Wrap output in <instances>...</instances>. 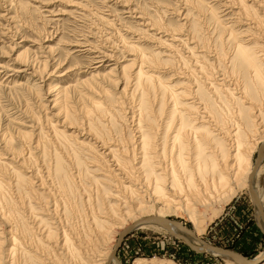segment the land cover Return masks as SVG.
Segmentation results:
<instances>
[{"label": "rangeland", "instance_id": "1", "mask_svg": "<svg viewBox=\"0 0 264 264\" xmlns=\"http://www.w3.org/2000/svg\"><path fill=\"white\" fill-rule=\"evenodd\" d=\"M238 1L0 0V129L9 122L14 128L23 125L29 134L25 139L13 135L10 140L8 152L14 163L0 160L6 167L0 168V208L9 220L13 216L14 226L25 231L24 238L17 233L18 241L11 244L8 235L0 236V264H55L56 260L70 264L64 251L52 243L53 257L47 260L39 256L44 253L30 249L29 241L41 240L44 234L32 231L38 221L31 215L49 223L53 237L64 232L82 241H96L99 252L113 251L126 229L120 230L119 222L103 235L106 227L97 233L95 224L98 221L103 227L108 222L105 191L113 192L114 183H98L101 178L93 172L92 153L79 142L96 147L102 140L118 141L121 147H130L133 139L144 134L168 161L174 157L172 178L157 172L162 193L175 178L188 194L196 193L202 183H217L227 165L225 155L238 157L243 170L253 168L257 143L264 136V61L256 58L261 55L258 46H264V0ZM240 7L243 16L251 15V32L249 22L240 21ZM239 47L244 50L238 51ZM24 64L27 74L12 78L9 70ZM110 69H114L112 75H108ZM31 71L35 72L32 77ZM27 81L29 86L37 84L40 92L8 91ZM221 81L224 88L218 86ZM189 91L210 103L202 105L196 98V104H191L185 96ZM57 99L64 106L62 111L54 103ZM249 103L262 110L251 109ZM195 114L205 117L206 125H198ZM168 138L177 139L174 152L170 147L163 152L165 142L171 145ZM58 159L66 175H71L69 196L57 193L58 182L50 175ZM108 160L112 163V158ZM219 160L224 166L216 163ZM261 169L253 184L264 194V166ZM13 174L21 185V180H31L30 187L15 188ZM41 180L49 182L52 195L39 202L32 183ZM248 188L231 197L222 191L215 205L192 207L195 221L179 206L178 215L168 213L165 218L192 233L199 226L205 245L259 264L264 262V232ZM19 199L24 205H18ZM262 205L264 209V195ZM121 210L119 215L124 214ZM77 245L70 238L71 252H79ZM115 260L116 264L236 261L194 252L184 241L152 230L128 232ZM74 264L87 261L79 255Z\"/></svg>", "mask_w": 264, "mask_h": 264}, {"label": "bare ground", "instance_id": "2", "mask_svg": "<svg viewBox=\"0 0 264 264\" xmlns=\"http://www.w3.org/2000/svg\"><path fill=\"white\" fill-rule=\"evenodd\" d=\"M238 1V0H237ZM244 1V0H241ZM239 3V1H238ZM242 8H239V15L241 17V20L248 21L247 23V31L251 32V27H252V18L251 15H242ZM243 18V19H242ZM248 36H252L253 33L247 34ZM252 40V39H251ZM179 41V40H178ZM187 41V40H186ZM244 50L242 47L238 48V51ZM240 53V52H239ZM261 53V55H258L256 58H260L261 60L264 61V46H258V54ZM241 55V53H240ZM153 62V60H152ZM155 62V61H154ZM25 65V64H24ZM157 65V64H156ZM154 66V63H153ZM0 68H3L0 66ZM5 68V67H4ZM28 65L22 67H17L14 69L9 70V72H12L14 76H22L27 74L28 72ZM30 74V77L32 75H35L33 71ZM114 73V69H110L108 75H112ZM29 74V73H28ZM259 72L257 73V76H259ZM94 77H97L95 75ZM41 80V79H40ZM182 80H185L184 78ZM31 82V81H30ZM31 83L27 81V83L18 84L16 87L14 86L13 89L8 88V91H15V90H20V91H27L28 93L32 92L33 93H38L40 92V87H38L37 84H34L32 86H29ZM181 85H186L181 83ZM220 88H224L225 82L221 81V84L218 85ZM5 88V87H4ZM182 88V87H180ZM7 91V90H6ZM12 93V92H11ZM15 93V92H14ZM18 93V92H16ZM61 93H64V91H61ZM226 94H229V90H226ZM50 94V93H49ZM241 94V93H240ZM187 97V100H191V104H196L193 102V99L198 98L195 94L192 93V91L187 92L185 95ZM198 100L202 103V105H206L210 103V100L206 97L205 99H199ZM252 103H255L254 101H251ZM55 105H57L59 108L61 106L62 111V102H58V99L54 102ZM199 103V102H198ZM252 103H249L250 106L252 107L251 109H254L256 105H253ZM64 104V102H63ZM190 105V103L188 104ZM193 107V106H192ZM257 107V106H256ZM261 107V106H260ZM259 108V107H257ZM262 110L261 108L257 109V111ZM194 112L198 113L196 108H194ZM1 113V112H0ZM196 116V122L198 125H206L205 117H200L198 114H195ZM260 115V114H259ZM257 115V117H259ZM261 120V118H258ZM7 121V120H6ZM5 121V123H6ZM12 121V120H11ZM263 121L258 124L260 127H262ZM12 123H7L5 127L0 129V145H3V148L1 149L4 153L0 154V160H5L3 158H6L9 160V162L14 163V156L9 154L8 148L10 145V140L12 139L13 135L25 139L29 138V134L25 132L24 126L20 125L18 127L20 128H14L11 126ZM4 125V124H3ZM2 125V126H3ZM264 127V126H263ZM152 129V128H151ZM261 130V129H260ZM264 132V131H263ZM143 138L141 136H138L137 139H133V146L131 145L130 147H121L118 141H107V140H102L99 146L94 147L93 144L89 143H84V142H79L78 145L80 147H83L84 149L89 150L92 153V163L94 166V173H100V180L98 183L101 185H106L108 186L109 182L114 183V191L111 192V190L107 189V197L108 199L107 203L108 208H107V221L108 222H103L104 226L102 227V224L100 222H96L95 224V231L98 233V229L101 227L102 229L106 227V231L103 232L102 234H109L111 233L112 229L114 228V225L118 224L119 222L121 223L120 230H124V232H130L131 230H152L156 232H161V233H166L169 234L173 237H176L185 243H188L190 245L196 246L197 252H206L209 253L212 256H222L223 259L227 258L229 260L234 259L231 258L230 256L219 253L212 248H210L207 245L203 243L202 240H200V234L202 233V228L201 227H196L195 232L192 233L176 222H172L170 220H166L165 216L168 213H176L177 211H186V213L191 217V219L194 220L195 218V211L192 207L196 206L197 208H203L205 206H210L215 205L217 202L215 200L216 196L218 193L225 191L226 196L231 197L233 196L237 191H239L242 188H251V192L253 197L256 199L259 207L263 208L262 205V198H263V192L259 193L257 189L255 188L253 184V180L261 174L262 167L264 166V158L260 161L258 164L257 168L254 171L253 176L252 171L253 168H248L247 170H243L242 163H240L238 157H232L225 155L224 159L227 161V165L225 166L224 170L222 171V174L219 176V181L216 182H211V183H202L203 186L197 189L196 193L194 194L187 193L186 187H181L183 183L178 182V180L175 178L173 184H169L165 186V190L162 189L161 186L159 185V176H157V172H161V174L165 175V177H173V160L174 157L171 156V159L168 161L166 157H164L161 153H159L158 146H152L147 142V136L144 134ZM168 136V135H167ZM171 142V145H166L167 143L165 142V147L163 149V152L166 151L170 147V152H174L176 148V141L171 140L168 138V143ZM139 142V143H138ZM235 144V143H233ZM35 145V144H34ZM38 145V144H37ZM259 149L262 145H264V136L261 137V140L257 143ZM39 146V145H38ZM1 147V146H0ZM35 147V146H34ZM98 148V149H97ZM233 148V147H232ZM231 148V149H232ZM12 150V149H11ZM235 150V149H233ZM14 151V150H13ZM12 151V152H13ZM239 150H237V153ZM138 152V153H137ZM137 154L140 156L137 157ZM10 156V159H8ZM108 158H112V163L109 164ZM191 158H188V161H190ZM17 160V158L15 159ZM141 162H140V161ZM234 161L232 165L229 164L230 161ZM223 162V160H219V162H216L218 165ZM20 163V162H19ZM22 163V162H21ZM4 163L0 162V168L5 167L3 165ZM24 164V163H23ZM225 164V163H224ZM223 163H221L219 166H224ZM7 165V164H6ZM22 165V164H21ZM6 168V167H5ZM50 171V170H49ZM52 173L50 174L51 177L53 176L54 180H57L58 183L57 185V193H59L60 196H69V184L67 182L68 180H71V175H66L65 168L63 162L58 159L55 163L54 170H51ZM10 176V175H9ZM250 176H252V184H250ZM15 178L16 185L14 186L17 189H22V185L27 184V189L29 184L31 183V180L23 179L21 180L23 183L22 185L19 184V182L16 180V178L20 179L18 175L13 174ZM33 181V180H32ZM51 182L54 185V182ZM49 183V182H47ZM44 180H41L38 183H32L36 187V190L33 191V194L35 195L36 198L41 199L43 196H46L50 198L52 195L50 192V188ZM97 183V184H98ZM37 185V186H36ZM51 185V184H50ZM99 185V184H98ZM1 184H0V200L3 197V192L1 189ZM30 187V186H29ZM99 187V186H98ZM248 188V189H249ZM99 191V190H98ZM31 192V191H30ZM56 194V192H55ZM45 198V197H44ZM52 199V198H51ZM17 200V199H16ZM19 204L18 205H24V203H21V199H19ZM47 200V198H46ZM112 201H114L112 203ZM40 202V201H39ZM52 202V201H51ZM46 203V202H45ZM40 204V203H39ZM52 204V203H51ZM14 205V204H13ZM12 207H15V205ZM43 205V204H42ZM49 206V205H48ZM161 206V207H159ZM177 206L182 207L179 208L180 210L176 209ZM12 207L10 206V209L12 211ZM41 208V206H40ZM54 208V206H53ZM120 208L123 209L124 214L119 215L117 212H120ZM45 209V207H44ZM57 209V208H56ZM264 210V209H263ZM27 211V210H26ZM36 211V210H35ZM40 211V210H39ZM121 210V212H123ZM184 211V212H185ZM38 212V211H37ZM34 214V210L32 209L30 214ZM48 213H54V210L49 211ZM44 214V213H43ZM46 214V213H45ZM132 214V215H130ZM177 214V213H176ZM255 214H256V219L258 225L261 227L262 231L264 232V221L262 218V214L260 210L255 206ZM178 215V214H177ZM54 217V216H53ZM52 217V218H53ZM149 217V218H148ZM126 218H130L131 221L126 222ZM156 218L159 220H163L164 223H156V222H144L145 219H152ZM31 219L33 221H38V226H34L32 229H35V231H42L44 232L42 239H35L32 242L29 241V246L31 247V250H35L33 252L39 251L40 253H44V255H39L43 256V260H47L48 257H53L52 251V246L50 245L51 243L54 245V248H59L61 251L63 250L65 255L69 257V263L74 264L78 261L79 255L83 256V258L86 259L87 264H116L115 256L116 254L112 257V253H109V251H102L99 252L95 248V245L93 244L96 241H82L79 238H73L65 234L64 232H60V234L55 233V237L53 230L49 226L50 224L47 223L46 221H43L42 218L38 219V216H33L31 215ZM127 219V220H128ZM50 220V219H49ZM52 220V219H51ZM55 220V219H54ZM125 220V223H122ZM195 221V220H194ZM18 223V222H17ZM119 223V224H120ZM0 224L2 226H5L4 229L0 228V236L1 235H8L10 244L18 241L19 237L24 238L23 234H25V231L23 229L17 228V226H14V218L13 216L10 217V220L6 217L4 211L2 208H0ZM35 225V224H34ZM27 229V228H26ZM21 230V232H20ZM56 232V231H55ZM58 232V230H57ZM19 233L20 235H17ZM121 233V234H122ZM41 235V234H40ZM120 237V236H119ZM22 238V239H23ZM55 238V239H53ZM70 238L73 239V242L75 245H77L78 248V253H73L70 251V247L68 246ZM7 239V238H6ZM45 239V240H43ZM119 239V238H118ZM8 240V239H7ZM21 240V239H20ZM87 240V239H86ZM118 241V240H117ZM21 244L25 246V241L21 240ZM47 243V244H46ZM83 243L87 244V247H83ZM117 243V242H116ZM42 244L45 245L42 247ZM49 245L51 247H49ZM205 248V249H203ZM103 250V249H102ZM114 250V249H113ZM55 251V250H53ZM59 251V252H61ZM57 252V251H56ZM57 255V254H56ZM63 255V254H62ZM60 256V255H59ZM55 258V257H54ZM53 259V258H52ZM63 259V258H62ZM51 260V259H50ZM49 260V261H50ZM56 260V259H55ZM236 261H233L232 264H249L246 262H243L241 260L234 259ZM44 262V261H42ZM41 262V263H42ZM55 264H65V262L60 263V261L56 260L53 261ZM62 262V261H61ZM47 264V263H46ZM259 264H264V262H261Z\"/></svg>", "mask_w": 264, "mask_h": 264}, {"label": "water", "instance_id": "3", "mask_svg": "<svg viewBox=\"0 0 264 264\" xmlns=\"http://www.w3.org/2000/svg\"><path fill=\"white\" fill-rule=\"evenodd\" d=\"M264 158V145H262L259 149H258V152H257V156H256V160L254 162V168H253V171H252V176L254 174V171L255 169L257 168L258 164L260 163V161ZM252 176H250V184H252ZM249 193H250V196H251V199H252V202L254 203V205L260 210L261 214H262V218H263V221H264V210L262 207H259L256 199L253 197L252 195V192H251V188L248 189ZM144 222H156V223H164L163 220H159V219H156V218H152V219H145ZM128 232H124L120 235L115 247H114V250H113V253H112V257L116 254V252L118 251L122 241H123V238L125 237V235L127 234ZM192 251L194 252H197L196 248L193 247V245H190L188 243H185ZM212 248L213 250L219 252V253H223V254H226L228 256H230L231 258H234V259H237V260H241L243 262H246L248 263L249 261L246 260L244 257L232 252V251H229V250H225V249H222V248H218V247H210ZM205 249V248H203Z\"/></svg>", "mask_w": 264, "mask_h": 264}]
</instances>
